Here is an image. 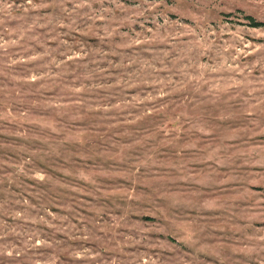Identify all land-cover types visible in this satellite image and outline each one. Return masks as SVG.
I'll return each instance as SVG.
<instances>
[{
    "label": "rangeland",
    "instance_id": "obj_1",
    "mask_svg": "<svg viewBox=\"0 0 264 264\" xmlns=\"http://www.w3.org/2000/svg\"><path fill=\"white\" fill-rule=\"evenodd\" d=\"M0 264H264V0H0Z\"/></svg>",
    "mask_w": 264,
    "mask_h": 264
},
{
    "label": "trees",
    "instance_id": "obj_2",
    "mask_svg": "<svg viewBox=\"0 0 264 264\" xmlns=\"http://www.w3.org/2000/svg\"><path fill=\"white\" fill-rule=\"evenodd\" d=\"M249 19H251L250 17H248ZM258 26H262V25H258Z\"/></svg>",
    "mask_w": 264,
    "mask_h": 264
}]
</instances>
